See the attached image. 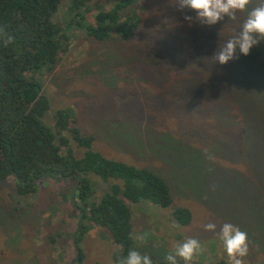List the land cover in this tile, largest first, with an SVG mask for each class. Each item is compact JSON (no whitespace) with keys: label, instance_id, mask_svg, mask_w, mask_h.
<instances>
[{"label":"rangeland","instance_id":"1","mask_svg":"<svg viewBox=\"0 0 264 264\" xmlns=\"http://www.w3.org/2000/svg\"><path fill=\"white\" fill-rule=\"evenodd\" d=\"M121 1L88 0L81 21L93 24L94 14ZM132 7L140 22L126 38L111 29L95 39L82 22L66 27L67 46L54 69L37 75L50 99L45 123L53 125L56 109L70 110L81 133L93 134L92 149L161 175L173 205L191 210V221L180 225L173 207L131 203L134 250L166 261L176 243L192 237L204 251L191 264H228L217 233L231 223L248 234L245 264H264V41L221 65L212 57L247 12L208 26L194 11H177L175 0H137L122 16ZM71 8L72 0H61L53 19L65 27ZM184 14L194 17L191 26ZM71 146L81 156L83 149ZM90 177L97 196L115 181ZM14 182L0 181V264L71 263L80 223L70 197L76 181L47 177L28 195L18 194ZM209 222L216 232L204 230ZM82 223L80 264H117L108 230Z\"/></svg>","mask_w":264,"mask_h":264},{"label":"trees","instance_id":"2","mask_svg":"<svg viewBox=\"0 0 264 264\" xmlns=\"http://www.w3.org/2000/svg\"><path fill=\"white\" fill-rule=\"evenodd\" d=\"M88 0H72L70 19L65 27L53 17L61 0H0V28L14 39L5 46V34H0V181L14 177L15 190L20 195L35 191L30 181L42 174L66 180L81 177L73 194L74 206L84 220L108 230L116 245L113 260L126 256L135 245L132 235L131 203L142 200L159 207H173L172 216L177 224L186 225L192 219L191 210L174 206L169 183L146 167L109 158L92 149L93 134H83L77 119L68 109H56L53 125L45 123L50 99L44 93L43 80L37 75L51 72L59 54L66 49V27L80 25ZM137 0H122L112 8L94 14V23L82 22L87 35L104 40L111 29L122 37L131 36L140 22L136 9L122 16V10ZM83 8V11H81ZM41 72V73H40ZM75 142L83 149L81 156L72 148ZM79 152V151H78ZM91 174L104 182L109 179L108 190L95 195ZM25 181V182H22ZM84 223L75 232V250H79ZM153 260V259H152ZM153 264H167L153 260ZM210 264H227L223 260Z\"/></svg>","mask_w":264,"mask_h":264},{"label":"clouds","instance_id":"3","mask_svg":"<svg viewBox=\"0 0 264 264\" xmlns=\"http://www.w3.org/2000/svg\"><path fill=\"white\" fill-rule=\"evenodd\" d=\"M251 0H175V8L181 13L185 9L196 13L195 20L201 24L212 26L225 17L228 20L236 21L237 13L247 12L246 18L240 25L238 32L230 36L223 43L219 50L213 55L215 63L224 65L229 61L239 58L240 55L248 56L250 50L264 41V0L259 4L248 9ZM184 20L191 26L194 17L184 14ZM0 34H5L7 39L4 44L7 46L13 41V37L8 35L3 28H0ZM178 227V225H174ZM205 231L216 232L217 225L209 222L203 225ZM218 238L222 241L228 257V264H245L244 259L249 255L248 234L239 227L224 223L217 233ZM145 235L137 236L138 240H144ZM204 251L201 242L195 238L188 237L182 242L173 246L172 251L165 256L167 264H178V258L184 264H191L193 258ZM118 264H153L150 256L132 249L126 256L119 255Z\"/></svg>","mask_w":264,"mask_h":264},{"label":"water","instance_id":"4","mask_svg":"<svg viewBox=\"0 0 264 264\" xmlns=\"http://www.w3.org/2000/svg\"><path fill=\"white\" fill-rule=\"evenodd\" d=\"M14 177L18 179V177H17L16 174H14ZM47 177H51V178H59V179H61V178H63L64 176L54 177V176H49V175H47V174H42V175H40V176H38V177L32 179L30 182H31V183H35V182H37L38 180H43V179H45V178H47ZM80 178H81V177L78 175L77 180H76V183H75V185L73 186L72 191H71V193H70V197H71V201H72V203H74V200H73V194H74V191L76 190V187H77V185H78V183H79ZM22 182H25V181H22ZM82 220H83V216L81 215V217H80V223H79V225H78V227H77V229H76V232L79 230V228H80V226H81V224H82ZM73 243H74V245H75V236L73 237ZM77 259H78V257H76V258H75L71 263H69V264H74V263L77 261Z\"/></svg>","mask_w":264,"mask_h":264}]
</instances>
